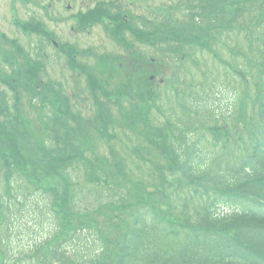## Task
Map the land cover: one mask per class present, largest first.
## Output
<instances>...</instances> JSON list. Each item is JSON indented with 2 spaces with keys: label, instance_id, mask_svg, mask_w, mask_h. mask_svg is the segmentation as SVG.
Returning a JSON list of instances; mask_svg holds the SVG:
<instances>
[{
  "label": "trees",
  "instance_id": "16d2710c",
  "mask_svg": "<svg viewBox=\"0 0 264 264\" xmlns=\"http://www.w3.org/2000/svg\"><path fill=\"white\" fill-rule=\"evenodd\" d=\"M202 1L204 5L211 3L212 8H189L191 24L165 20L158 26L159 34L157 27L143 31L120 22L112 27V35L126 49L130 44L122 35L125 31L142 43L157 47L160 42L161 50L173 51L178 63L184 55L192 57L206 50L228 70H235L245 83L247 75L251 76L257 87L255 123L248 122L251 117L237 120L247 136L236 131L233 137L227 127L200 118L191 102L192 109L181 102L186 114L183 112L184 117H177L173 123L165 116L164 105L155 106L156 94L151 86L139 95L143 101L139 106L130 104L129 112L117 105L118 122L111 110L105 114L103 107H97L96 119L88 123L91 126L96 121L99 136L85 132L81 116L71 113L69 99L51 90V100L48 96L46 101L51 102L55 122L61 123L62 129L54 122L52 127L45 124L51 135L35 134L23 97L30 93V98L37 97V87L49 91L51 85L42 83L41 59H34L24 72L1 78L12 90L13 104H7L0 93V264H25L27 260L30 264L31 259L36 264H264V15L253 24L246 18L255 4L264 8V0ZM97 19L90 12L82 20ZM196 19L205 23L201 25ZM30 24L23 27L47 40L52 38L42 24ZM189 28V35L180 41L177 32L183 34ZM231 32L236 36L244 32V47L239 41L238 46L227 49L222 36ZM216 38L224 43L234 62L223 58ZM68 48L60 46L68 63L86 75L93 99L97 100L96 92L102 94L99 80L77 62L76 51ZM138 54L130 61L136 70L156 65ZM118 61L122 70L124 64ZM137 61L143 66L137 67ZM172 71L173 90L179 98L178 85L192 82L177 78V65ZM21 77L25 81L19 86ZM123 86L130 92L134 90L130 82ZM103 96L116 100L115 95ZM153 106L164 118L159 126L153 125ZM188 113L196 114L188 117ZM131 135L141 138L145 147L136 143L123 156L115 152L112 146ZM102 140L109 146L111 160L97 155V144ZM207 144L220 150L206 151ZM132 151L138 157L135 160ZM78 161L96 168V177L89 179L95 178L108 187L112 196L108 203L90 211L76 209L80 191L68 169ZM130 164L136 166L132 173L127 169ZM145 165L148 168H142ZM58 180L63 183L61 193L56 186ZM148 186L153 189L149 191ZM113 198H118L119 204ZM225 209L230 212L221 211ZM18 215L30 222L29 227L21 226L32 239L27 249L13 247L10 231Z\"/></svg>",
  "mask_w": 264,
  "mask_h": 264
},
{
  "label": "rangeland",
  "instance_id": "374dc122",
  "mask_svg": "<svg viewBox=\"0 0 264 264\" xmlns=\"http://www.w3.org/2000/svg\"><path fill=\"white\" fill-rule=\"evenodd\" d=\"M96 1L105 0H72V7L68 10L65 9L66 0H30L29 6H21L14 12H12V8L7 12L5 10V5L0 2V33L5 36V38L0 37V93L4 95L6 103L13 104V93L6 84L2 83L1 80L3 79L1 78H3L4 75L14 76L16 71L24 72L28 63L30 65L34 59H41V64L43 65V73H41L40 76L42 78V83L44 85H51L49 91H45L44 87H37L35 90L40 92L37 97L30 98L31 93L23 97L26 116L28 120L31 121V126L32 124L34 125L32 129L35 134L40 132L51 135L52 131L50 129L46 130L45 124L52 127L54 122L57 121L54 117L51 102L46 101L48 96L51 100V90L53 94H55L56 91L63 97L65 96L69 99L71 113L75 116L78 115V117L80 115V125L85 127V132H91L94 136H99V133L96 132L98 124H96L95 121L90 126L88 121L94 118L96 119L94 116L95 114L97 116V107H103L102 113L105 112V114L111 110L118 122V119H120L118 115L120 111L119 106L125 108L127 112L131 109L130 104L139 106L143 102L140 96L141 94H145V89L148 86L154 88V93L156 94L154 97L155 106L159 107L164 105L165 116L173 121V123H176L177 117H184L185 111L181 102L185 103L184 106L190 107L189 109H192L189 102L195 104L200 112L197 113L200 118H210L211 122H215L216 117L217 120L221 117L218 123L227 120L228 122H225V125H229L230 127L235 126L236 121L234 118H237L241 113L243 116L253 113L251 107L252 104L255 103L256 87L253 84L252 78L249 77L248 79L250 81L248 85L249 88H251V90L248 91L249 96L245 97L244 92L247 91V83H243L237 76L231 74L230 71L228 72L226 67L218 60L213 59V56L206 50L198 51L195 56L192 57L184 55L182 61L178 63L174 58L175 54L173 51L161 50L160 42L158 46L155 47L152 46V44L135 40V38L130 37L128 33H124L128 40L127 42L130 44V48L126 49L125 46L114 39L112 35L113 23L111 21H106L105 17H103L105 20L104 23L101 21V23H96L82 29L78 23L75 22V17H73V15L80 12L81 8L85 7L87 4L92 5ZM187 2L188 0H112V4H117L119 7L118 10L117 7H112V13H120L122 9H125L130 16H133L132 19L137 28L143 31H151V29L155 27L158 29L161 22L169 20L178 25L182 23L191 24L192 16L190 18L188 9L192 6L195 7L192 9L194 11H199V7L204 9H207V7L212 8L211 3L204 5L205 3L202 0H192L191 3ZM189 4L190 6H186ZM263 10L264 8H259L255 4L250 17L246 16L248 23L253 24L256 20H260L264 15ZM196 20H199L201 25L205 23V20ZM30 22L42 23L55 35L56 39L54 41L58 46H54L53 43L43 39L39 34L23 27V25H31ZM190 30L189 28V30L185 31L183 34L177 32L180 41H182L184 36L189 35ZM158 33L160 34L159 29ZM211 33L215 36L214 31ZM243 34L244 32H241L236 36V33H225V35L222 36V40L230 46H238L240 41V46L244 47L245 43L241 42L244 37ZM216 37L218 38L217 35ZM217 38L216 42L219 43ZM157 40L159 41L160 39L157 38ZM66 44L77 49L76 59L99 80L102 94H110V98L112 95H115V101L106 98L99 93V91L96 92V94H98L97 100L93 99V94L91 93L86 75L84 73L78 74V70L68 63L67 57L60 49V46L62 48L65 47ZM219 46L222 49L223 58L227 61L234 62L233 59L229 57L224 43H219ZM163 47L169 48L167 45ZM227 49H230V47ZM137 51L142 52L148 59L152 57L155 58L156 65H145L149 67L148 70H136L134 65L129 68L128 65L130 61L134 59L133 57H135L134 55ZM120 58L124 59V68L122 70L117 64ZM191 64H194L195 67L191 66ZM176 65L178 66V70L188 71L185 74L179 73L180 75L178 78L180 77L182 80H186L185 82L192 81L194 83L190 85L185 84L183 87L182 84H179L178 87L181 88V96L179 98L173 90L172 70H174V67L176 68ZM127 68L129 70H127ZM150 76H153L154 79L150 78ZM19 81V86H22L25 80L21 77ZM126 82L132 84L134 89L132 92H130V88L123 86L126 85ZM41 86L43 85L41 84ZM124 90L127 94L125 93L123 97L119 96V93L123 94ZM135 94L138 97L133 99L132 97H135ZM186 95H188V97L183 98ZM118 99L119 102H117ZM106 109L109 110L106 112ZM158 112L159 111L153 106L151 118L155 126H159L164 120L163 117L158 115ZM174 114H176V116ZM195 114L196 113H188L187 116L190 117ZM78 117H73V119ZM70 121L71 124L74 125L72 119H70ZM179 122L177 124H179ZM213 122L210 124H213ZM55 123H57L56 127L58 126L62 129L61 123ZM177 124L175 125L179 126ZM118 128V130H120V127ZM58 132L59 134L63 133L62 131ZM119 134L120 131H118V135ZM242 134L246 135L245 131L242 130ZM44 136L46 137V135ZM209 142L211 143V140H209ZM136 143H140L145 147L141 138L131 135L130 139L121 138L112 148L115 152L119 151L120 155L122 154L123 156L128 148L131 150L133 147L134 149ZM97 145L99 146V149L96 150L97 155L102 158L107 157L110 159V149L106 141H99ZM211 149H213L214 152L220 150L214 148L211 144H207L205 150L208 151ZM211 154L212 152L210 155ZM132 155L134 156L132 158L133 160L138 158L134 153ZM86 156L91 159L93 158L88 152ZM108 167L110 168V165ZM144 167L148 168L146 165L142 166V168ZM127 169L132 173L136 170V166L130 164ZM95 171L96 168L91 169L90 165L84 161L75 162L71 168L68 169L71 180L75 182V185L80 191L79 196L78 194L76 195V209L90 211L102 204L108 203V201L112 199L108 187L103 185L102 182L98 183L95 178L94 180L89 179V177H96L93 173ZM136 181L138 182V180ZM150 183L151 181L147 182V184ZM56 186L61 193L63 190V183L58 180ZM151 189H153V187L148 186V190L151 191ZM113 199V202L119 204L118 198ZM102 210L104 212L105 208ZM228 211L230 212V210ZM27 222L28 224H26ZM14 223L10 231L12 242L15 241L13 247L17 246L19 249H27L29 244L32 243V239H30V235L26 234V229L21 226L26 225L25 227H29L30 222L26 220V218H22L21 215H18V217L14 219ZM29 261L30 264H36L35 259ZM25 264H29L28 260Z\"/></svg>",
  "mask_w": 264,
  "mask_h": 264
},
{
  "label": "flooded vegetation",
  "instance_id": "af4514ba",
  "mask_svg": "<svg viewBox=\"0 0 264 264\" xmlns=\"http://www.w3.org/2000/svg\"><path fill=\"white\" fill-rule=\"evenodd\" d=\"M57 1V0H56ZM62 1V0H59ZM74 1V0H73ZM0 2H2L5 5V10L8 12L11 8H12V12L16 11L17 9H19L21 6L26 7L30 5V0H0ZM72 7V0H66V6L65 9H71ZM112 7L116 8L118 10V6L117 4H112V0H105V1H96L94 4L90 5L87 4L85 7L81 8L80 12H77L75 15H73V17H75V21H77V23H81V20L90 12H93V16H103L105 17L106 21H111L114 24L123 22L125 24H127L128 22H131L132 24H134L132 17L130 16L125 9H122V11L120 13L115 12L112 13ZM77 18V19H76ZM120 19V20H119ZM104 23L105 20L101 19L100 23ZM78 23V24H79ZM92 24H96V23H92ZM0 37L5 38V36H3L0 33Z\"/></svg>",
  "mask_w": 264,
  "mask_h": 264
},
{
  "label": "bare ground",
  "instance_id": "6f19581e",
  "mask_svg": "<svg viewBox=\"0 0 264 264\" xmlns=\"http://www.w3.org/2000/svg\"><path fill=\"white\" fill-rule=\"evenodd\" d=\"M123 24H125V23H123ZM126 25V24H125ZM247 118H239L238 120H242V121H244V120H246ZM241 122V121H240Z\"/></svg>",
  "mask_w": 264,
  "mask_h": 264
}]
</instances>
